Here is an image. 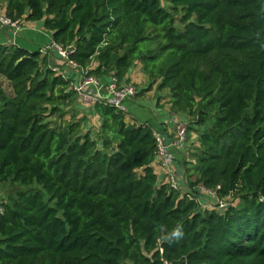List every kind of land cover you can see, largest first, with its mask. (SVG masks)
I'll use <instances>...</instances> for the list:
<instances>
[{
  "label": "trees",
  "instance_id": "obj_1",
  "mask_svg": "<svg viewBox=\"0 0 264 264\" xmlns=\"http://www.w3.org/2000/svg\"><path fill=\"white\" fill-rule=\"evenodd\" d=\"M169 2L181 28L162 0H7L5 11L43 20L79 67L100 62L92 73L123 79L141 62L160 77L197 130L200 184L241 204L201 213L161 183L153 126L126 111L99 102L98 138L61 122L69 76L0 44V184L24 188L0 203V264H264V0Z\"/></svg>",
  "mask_w": 264,
  "mask_h": 264
},
{
  "label": "rangeland",
  "instance_id": "obj_2",
  "mask_svg": "<svg viewBox=\"0 0 264 264\" xmlns=\"http://www.w3.org/2000/svg\"><path fill=\"white\" fill-rule=\"evenodd\" d=\"M162 3L175 18L176 26L181 28V15L175 14L172 11L173 6L170 4L169 0H162ZM6 5L7 0H2L0 14H6ZM50 36L51 32L45 28L43 20L32 22L22 18L19 21L17 28L9 26L0 27V43H2L3 46H11V43L21 42L22 40L26 43L29 42V45L35 46V50L41 52L40 62L42 70L51 68L52 70H55L57 74L60 73L65 76L70 74L73 94L63 105H61L63 117L60 121H80L82 133L91 131L93 137L98 138L101 132L102 118L97 111V104L104 99L90 94L85 96L84 94H81L75 86L82 85L86 79L92 78L94 81L88 84L89 88L86 89V92L88 90H91L92 92H105L114 75L103 73V69H101L99 73H92L94 70L99 69L100 62L97 59H93L89 63L87 69H83L77 64L75 65L71 62L68 56L63 57L59 54L60 49L57 48L53 42L51 43L48 41ZM44 56H46L45 59ZM42 59H44L45 62ZM161 81L162 79L160 77H152L147 73L141 62L135 64L123 79L117 77L119 89L125 87L136 89V94L127 100L126 106L128 115H132L133 112H136V114H138L136 116L144 118L138 112L139 109H141L140 107H144V109L141 110L145 111L146 118L151 119L143 122H147L150 125L154 123V132H158L159 129L164 128L163 125L167 122L169 125L168 127L172 129V140L176 138L174 120H180L186 125L188 133L185 144L182 146L183 148L174 145L173 148L176 152L173 149L171 150L172 157L174 158V163L171 165V171L178 181L179 189L177 191H179L180 198L197 202L201 213H205L208 210L222 211L228 205L239 206L241 204V196L234 194V196L220 200L215 191L208 190L200 184L199 175L194 169L196 164L195 156L199 149L197 130L194 129V124L192 123L188 112L183 111L174 104L175 96L171 91L168 89H160ZM6 83L7 82H4L5 86ZM157 110L167 112L171 117H169L167 121H161L158 117ZM171 111H173L175 115L172 116ZM74 118L75 120H73ZM162 132L164 138H166L168 133H166L165 129ZM158 156L159 157H156L155 159V163L157 164L156 169L158 173H164L167 166H169L168 161L166 162L163 159L160 150ZM177 168H179L178 171ZM160 178V182L163 184L170 182L169 175H165L164 179L162 177ZM20 190H24V188L10 182L0 184V203H9V199L16 195Z\"/></svg>",
  "mask_w": 264,
  "mask_h": 264
},
{
  "label": "built area",
  "instance_id": "obj_3",
  "mask_svg": "<svg viewBox=\"0 0 264 264\" xmlns=\"http://www.w3.org/2000/svg\"><path fill=\"white\" fill-rule=\"evenodd\" d=\"M19 21L20 20L14 21L12 18L8 17L6 14H0V27L9 26V27L17 28L19 25ZM57 48L60 49L59 54L61 56H63V57L68 56L69 57V53H70L69 49H64L60 46H57ZM71 62L76 65L75 62H73V61H71ZM93 81L94 80L92 78H88L85 80L84 84L76 85L75 88L81 94H84L85 96L88 94H90L92 96H99L105 100V101L101 100L100 102H106V103L116 107L119 110L126 111V112L128 111L127 106H126L127 100L136 94V89L131 88V87H125V88L119 89L118 84H117V77L114 76L111 78V81H110L107 89L105 90V92H101V91L100 92H96V91L92 92L91 90H88L86 92V89L89 88L88 84L93 82ZM174 124H175V128H176V131H175L176 138L174 140H172L173 136L171 138H167V137L164 138L163 132H161V131L154 132V134H155V138H156V142H157L156 157H159L158 152L160 150L161 154L163 156V159L166 162L168 161L169 166H167V169L164 172L165 175L170 176V182H167V183L174 190H178L179 189L178 181L176 180L174 174L171 171V165L174 163V160H173L174 158L172 157L171 150L172 149L174 150V148H173L174 145L179 146V147L184 146L185 141L187 139L188 131H187L186 125L182 121L175 119ZM2 212H3V208L0 206V213H2Z\"/></svg>",
  "mask_w": 264,
  "mask_h": 264
},
{
  "label": "crops",
  "instance_id": "obj_4",
  "mask_svg": "<svg viewBox=\"0 0 264 264\" xmlns=\"http://www.w3.org/2000/svg\"><path fill=\"white\" fill-rule=\"evenodd\" d=\"M48 41H50L51 43L53 42L52 41V36H50V39L48 40ZM0 44H2V43H0ZM12 45H20V46H22V45H24L23 47H25V48H27V49H30V50H35L36 48H34L35 46H31V45H29V42L28 43H26V42H23V40L21 41V42H13V43H11ZM67 76H69V78H70V74H67ZM141 109H144V107H140ZM141 109H139V113L144 117V118H139L138 116H136V115H138V114H136V112H133V116H135L136 118H138L140 121H146V120H149V119H151V118H146V114H145V111H142ZM147 112V111H146ZM171 113H172V116L173 115H175L174 114V112L173 111H171ZM157 114H158V117H159V119H161V121H167L168 119H169V117H171V116H169V114L167 113V112H161V110H157ZM155 122V121H154ZM152 123V122H151ZM154 124V123H153ZM153 124H151L152 126H153ZM169 125L167 124V122H165L164 123V125H163V127H164V129H165V131H166V133H168L167 135H166V137L167 138H171L172 136H171V131H172V129L170 128V127H168ZM156 163H155V161L153 162V167H154V169H155V172L157 173V175H158V177H159V181H160V177H162L163 179H164V173L163 172H161V173H158V171H157V169H156ZM179 170V168H177V171Z\"/></svg>",
  "mask_w": 264,
  "mask_h": 264
},
{
  "label": "clouds",
  "instance_id": "obj_5",
  "mask_svg": "<svg viewBox=\"0 0 264 264\" xmlns=\"http://www.w3.org/2000/svg\"><path fill=\"white\" fill-rule=\"evenodd\" d=\"M182 228L180 226H177L175 229H173L170 233L169 236H165L164 239H169V238H176L179 239L182 236Z\"/></svg>",
  "mask_w": 264,
  "mask_h": 264
}]
</instances>
